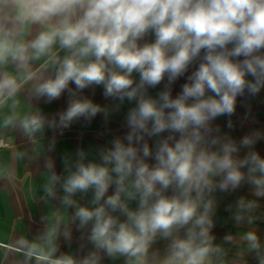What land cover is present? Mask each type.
Returning <instances> with one entry per match:
<instances>
[{
  "label": "clouds",
  "instance_id": "1",
  "mask_svg": "<svg viewBox=\"0 0 264 264\" xmlns=\"http://www.w3.org/2000/svg\"><path fill=\"white\" fill-rule=\"evenodd\" d=\"M26 85L65 107L51 118L21 113ZM255 104H264V0H0V127L62 135L99 115L110 130L59 171L45 165V195L65 214L40 240L19 242L26 264H223L219 197L244 189L228 211L264 264L251 228L264 200ZM237 126L247 131L236 136ZM74 240L80 254L61 251Z\"/></svg>",
  "mask_w": 264,
  "mask_h": 264
},
{
  "label": "crops",
  "instance_id": "2",
  "mask_svg": "<svg viewBox=\"0 0 264 264\" xmlns=\"http://www.w3.org/2000/svg\"><path fill=\"white\" fill-rule=\"evenodd\" d=\"M19 99L21 113L39 110L49 118L65 107L63 98L52 103L32 98L27 85ZM95 99L103 102L99 89ZM254 108L257 119L255 126L264 128V104H255ZM4 111L6 112L7 109ZM242 112L243 109L238 108V115ZM218 122L226 127L224 118ZM119 123L117 121L113 127L118 126ZM109 131L99 115L91 123L83 121L74 123L69 129L64 130L62 135L46 127L42 133L30 137L19 126L0 127V264H26L24 255L17 250L19 242L40 240L55 225V214H65L59 201L47 198L45 195L43 185L48 172L45 165L49 162L54 163L59 171L65 156L74 158L78 147L91 152L104 143ZM245 131L247 127L237 126L233 134L240 136ZM53 140L55 143L49 151ZM259 148L264 153V143H261ZM240 195H249L248 190L221 194L219 197L220 206L216 216L215 233L216 243L221 244L225 250L223 264H256L254 256L246 251V246L240 239L241 234L247 231L249 226L243 223L237 224L232 212L228 211L229 205H233ZM259 203L260 208L256 212V219L251 228L257 231L261 241L264 242V200ZM62 230L63 224L60 226V231ZM229 234L233 239L231 242H225L223 238ZM74 236L79 237V233H74ZM79 243V240H74L70 248L61 247V251L80 254ZM57 244L64 245L59 234ZM27 264H34V261H28ZM106 264L112 262L106 261Z\"/></svg>",
  "mask_w": 264,
  "mask_h": 264
}]
</instances>
